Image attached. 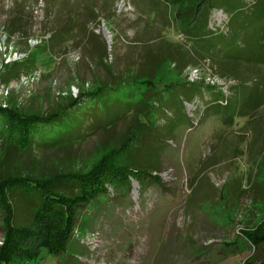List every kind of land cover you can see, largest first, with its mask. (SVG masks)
<instances>
[{
    "label": "rangeland",
    "instance_id": "1",
    "mask_svg": "<svg viewBox=\"0 0 264 264\" xmlns=\"http://www.w3.org/2000/svg\"><path fill=\"white\" fill-rule=\"evenodd\" d=\"M227 1L236 5L225 2L229 14L212 11L205 46L180 31L178 0H0V108L64 112L82 94L125 79L152 78L162 92L148 95L150 119L137 117L144 113L137 107L101 128L104 112H121L107 103L119 102L86 97L48 135L74 140L66 147L20 150L0 142V172L42 179L86 172L136 133L133 164L150 174L78 210L59 255L42 250L36 262L15 264L263 261L264 246L256 250L245 234L264 220V0L253 9L252 0ZM221 35L234 48L225 49ZM8 203L14 226L32 227L25 201ZM8 214L0 208V248Z\"/></svg>",
    "mask_w": 264,
    "mask_h": 264
},
{
    "label": "trees",
    "instance_id": "2",
    "mask_svg": "<svg viewBox=\"0 0 264 264\" xmlns=\"http://www.w3.org/2000/svg\"><path fill=\"white\" fill-rule=\"evenodd\" d=\"M225 2L229 4L228 7L236 5L227 0L224 1V4L222 2L221 6L217 0H178V4L185 9L183 13L185 20L179 28L180 31L189 37L195 45L205 44L207 46L211 42L207 40L211 38L210 34H212L209 31L211 13L215 9L226 12L223 6L226 4ZM249 5L253 9L258 5V0H252ZM226 13L229 14L228 12ZM230 20L232 22V17ZM221 36L225 38V36ZM222 37L216 40L219 43L225 42V49L228 47L234 48L226 41L229 39L228 35L225 39ZM187 84L184 83L182 86L198 85L203 87L200 84ZM158 85L152 78L140 81L137 79H125L116 84L115 87L109 84L100 88L96 93L82 94L80 99L71 103L64 112L61 110L50 115H27L15 109L0 108V119L5 123L0 130V142L5 145L10 144L13 148H20V150L33 149L34 147H41L45 150L59 149L72 145L74 140L69 137V139L67 137L52 138L48 135L57 134L58 132L55 129L63 128L66 121L65 118L69 116L68 111L81 106L83 104L82 101L86 97H91L90 99L92 100H99L106 105L105 99L114 96V99L123 106L124 109L122 110L117 102L111 101L107 103L108 108L113 110L119 108L121 112L115 117L109 116L104 112V116L107 117L106 123L99 124L97 128L112 127L113 124L118 122L116 120L119 119L121 114L136 112L137 107L141 111L149 108L147 106L148 95L154 94L156 96L162 93L159 90L155 92L156 88L160 87ZM170 87H167V89ZM122 90L127 91L123 95L124 99L120 95ZM263 104L264 99L262 98L261 105ZM136 115L137 117L143 116L150 119L152 112L150 113L149 110L144 111V113L137 111ZM46 129L49 130L45 132ZM53 129L55 132L51 133ZM40 135L43 137V141L38 143L36 139ZM44 135L48 137H44ZM138 138L135 133V137L129 140L126 146L108 148L100 154L97 164L95 163L86 172L71 170L42 179L18 173L0 172V208L8 209L9 212L8 218L4 221V241L3 246L0 248V264H15L18 258L36 262L42 250H46L51 256L59 255L64 249V243L70 238L78 210L86 207L92 200L106 195L110 188H126V186L130 185L132 179L140 182L145 179L144 175H150L147 174V170L140 171L136 167L137 163L133 164L135 155L132 150H137L135 147H138V142L136 143L135 141H138ZM127 153L130 154L126 160L124 156ZM8 158L9 154L4 157L6 159L5 163ZM155 180L160 181L157 176ZM11 197L23 199L30 208L34 218L32 227L14 226L13 216L11 215L13 211L8 203ZM263 222L260 227L258 226L253 230V233L248 232L245 234L256 250L264 246ZM260 264H264V259Z\"/></svg>",
    "mask_w": 264,
    "mask_h": 264
}]
</instances>
